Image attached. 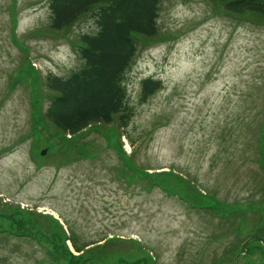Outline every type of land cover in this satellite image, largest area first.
Wrapping results in <instances>:
<instances>
[{
    "label": "rangeland",
    "instance_id": "1",
    "mask_svg": "<svg viewBox=\"0 0 264 264\" xmlns=\"http://www.w3.org/2000/svg\"><path fill=\"white\" fill-rule=\"evenodd\" d=\"M48 4L0 0V205L60 217L80 248L105 238L80 264L263 262L264 21L223 14L214 0H160L159 40L139 44L122 77L127 127L62 137L39 129L43 82L78 71L74 42L98 27L87 14L34 34L48 30ZM148 78L162 89L141 103ZM10 226L0 229V264H54ZM26 226L57 232L47 220ZM249 238L260 241L240 255Z\"/></svg>",
    "mask_w": 264,
    "mask_h": 264
},
{
    "label": "trees",
    "instance_id": "2",
    "mask_svg": "<svg viewBox=\"0 0 264 264\" xmlns=\"http://www.w3.org/2000/svg\"><path fill=\"white\" fill-rule=\"evenodd\" d=\"M214 1L223 14L235 18L258 17L264 21V0ZM159 3L160 0H49L48 31H38L34 34L61 33L87 14L96 17L98 31L94 35L83 34L74 42L83 62L78 71L66 78L53 75L45 77L43 85L46 93L43 95L50 96V102L41 113V120L38 119L39 129H42L43 125L51 126L56 135L73 137L97 124L105 126L115 124L122 130L127 127L130 117L129 108L124 102L126 94L122 86V77L136 56L137 46L152 45L159 40L156 27ZM161 89L160 80L152 78L142 80L139 101L146 102ZM0 208L13 210L0 214V229L5 221H9L11 226L8 234L36 240L45 248L47 256L54 264L60 263L63 258L68 259L71 264H80L84 258L82 255L103 249L108 244L105 241L101 245L93 246L95 243L92 242L80 248L51 216L25 211L19 206L7 204L0 205ZM29 219H34L38 223L47 220L56 228V234L53 233L47 238L42 229L33 231L26 226ZM68 240L76 255L67 246ZM59 241L64 245V252L54 250ZM260 264H264V261Z\"/></svg>",
    "mask_w": 264,
    "mask_h": 264
},
{
    "label": "water",
    "instance_id": "3",
    "mask_svg": "<svg viewBox=\"0 0 264 264\" xmlns=\"http://www.w3.org/2000/svg\"><path fill=\"white\" fill-rule=\"evenodd\" d=\"M45 150L42 152V155H44L45 154ZM253 239H249V240H247V243H249V242H251ZM256 240H258V241H260V239H256ZM245 245H246V243L245 244H243V247H245Z\"/></svg>",
    "mask_w": 264,
    "mask_h": 264
},
{
    "label": "clouds",
    "instance_id": "4",
    "mask_svg": "<svg viewBox=\"0 0 264 264\" xmlns=\"http://www.w3.org/2000/svg\"><path fill=\"white\" fill-rule=\"evenodd\" d=\"M190 70V69H189Z\"/></svg>",
    "mask_w": 264,
    "mask_h": 264
}]
</instances>
